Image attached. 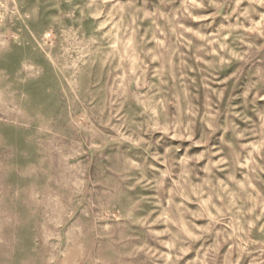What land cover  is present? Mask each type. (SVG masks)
Listing matches in <instances>:
<instances>
[{
	"label": "rangeland",
	"instance_id": "374dc122",
	"mask_svg": "<svg viewBox=\"0 0 264 264\" xmlns=\"http://www.w3.org/2000/svg\"><path fill=\"white\" fill-rule=\"evenodd\" d=\"M0 264H264V0H0Z\"/></svg>",
	"mask_w": 264,
	"mask_h": 264
}]
</instances>
